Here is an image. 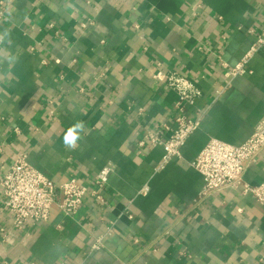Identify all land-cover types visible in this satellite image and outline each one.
Wrapping results in <instances>:
<instances>
[{
  "label": "crops",
  "instance_id": "obj_1",
  "mask_svg": "<svg viewBox=\"0 0 264 264\" xmlns=\"http://www.w3.org/2000/svg\"><path fill=\"white\" fill-rule=\"evenodd\" d=\"M0 13V171L26 152L54 182L91 186L113 165L101 201L12 229L0 264H264V204L242 186L198 199L191 166L209 139L239 145L264 119V45L224 77L264 32V0H0ZM172 71L201 91L186 115L202 114L160 166L162 147L137 143L174 129L176 94L154 76ZM243 180L264 182V156Z\"/></svg>",
  "mask_w": 264,
  "mask_h": 264
},
{
  "label": "built area",
  "instance_id": "obj_2",
  "mask_svg": "<svg viewBox=\"0 0 264 264\" xmlns=\"http://www.w3.org/2000/svg\"><path fill=\"white\" fill-rule=\"evenodd\" d=\"M263 45L264 32L257 35L243 58L224 72V77L230 79L243 74L250 55ZM154 76L165 81L176 94V114L173 118L175 126L167 136H164V130L167 128L165 124L155 126L147 131L137 144L138 147H143L147 140L150 146L162 147L160 165L162 166L172 157L180 155V149L186 139L199 127L202 111L196 110V114L189 117L186 115V108L194 106L201 91L190 79L174 71L166 74L158 72ZM142 111L141 108L136 109L139 114ZM15 131L17 132V129ZM260 156H264V119L256 123L250 136L239 145L209 139L191 162V166L200 173L203 180L198 199H205L214 193L242 186L243 193L249 194L257 204L263 205L264 182L251 185L243 180L246 169ZM112 171L111 163L103 165L95 174L91 186L81 184L73 176L56 183L30 164L26 152L18 153L15 159L0 171V214L8 216L3 227H0V244L9 242L10 237L13 236L12 229L20 231L28 223L46 221L52 208L57 209L62 215L72 216L80 208L87 194L96 201H101V191ZM110 233L111 228H108L95 239L91 249H99L102 240Z\"/></svg>",
  "mask_w": 264,
  "mask_h": 264
},
{
  "label": "clouds",
  "instance_id": "obj_3",
  "mask_svg": "<svg viewBox=\"0 0 264 264\" xmlns=\"http://www.w3.org/2000/svg\"><path fill=\"white\" fill-rule=\"evenodd\" d=\"M83 128V124L82 123H77L75 125H73L65 134L64 136V143L66 145H68L69 147H75L76 146V141L78 139V132L77 129H81Z\"/></svg>",
  "mask_w": 264,
  "mask_h": 264
}]
</instances>
